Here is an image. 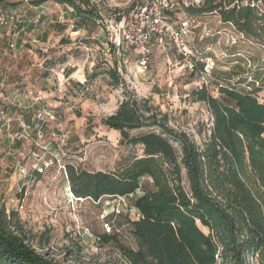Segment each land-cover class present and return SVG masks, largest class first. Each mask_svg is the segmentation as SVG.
<instances>
[{
  "label": "rangeland",
  "instance_id": "374dc122",
  "mask_svg": "<svg viewBox=\"0 0 264 264\" xmlns=\"http://www.w3.org/2000/svg\"><path fill=\"white\" fill-rule=\"evenodd\" d=\"M14 1L16 8L25 4V0ZM94 1L100 6V16L86 25L50 18L46 28L52 36L46 47H36L38 61L29 64V69L15 60L4 61L10 85L17 82L18 87L35 88L48 78L57 85L63 72L66 87L50 91L47 104L55 116L47 118L42 137L34 129L29 131L30 140L21 142L24 151L14 154L16 164L0 156L4 159L0 161V208L18 210L25 239L61 264H129L117 241L137 248L131 220L139 217L133 200L142 191L131 197H78L72 190L69 167L114 173L143 156L142 146L122 142L121 133L103 123L117 111L128 91L148 99L171 127L188 132L202 144L210 134L213 117L208 105L196 101L193 92L203 85L204 77L209 81L208 91L217 97L220 82L245 91L254 80L262 82L264 47L240 35L217 14H189L182 2L172 0L169 17L174 24L188 22L191 31L186 44L197 57V65L167 35L153 40L150 66L143 73L137 50L118 45L122 20L143 0ZM199 2L184 1L185 5ZM113 69L119 73L118 85L109 73ZM93 74L96 77H90ZM258 97L264 102V88ZM18 109L24 111V122L33 125L34 112ZM21 166L28 175L20 174Z\"/></svg>",
  "mask_w": 264,
  "mask_h": 264
},
{
  "label": "trees",
  "instance_id": "16d2710c",
  "mask_svg": "<svg viewBox=\"0 0 264 264\" xmlns=\"http://www.w3.org/2000/svg\"><path fill=\"white\" fill-rule=\"evenodd\" d=\"M52 1L72 7L82 25L100 16L94 0ZM178 1L189 14H217L264 47V0ZM17 6L0 0L3 9ZM109 73L118 85V70ZM208 88L193 92L213 117L202 144L171 127L148 99L128 91L103 123L119 131L122 142L142 146L143 156L114 173L69 167L78 197L99 200L142 191L133 200L139 217L131 220L137 248L117 241L129 264H264V102L258 97L264 79L254 80L247 91L220 82L219 97ZM142 129L149 130L132 134ZM21 231L17 212L0 208V264H61L38 252Z\"/></svg>",
  "mask_w": 264,
  "mask_h": 264
},
{
  "label": "built area",
  "instance_id": "2783aa9c",
  "mask_svg": "<svg viewBox=\"0 0 264 264\" xmlns=\"http://www.w3.org/2000/svg\"><path fill=\"white\" fill-rule=\"evenodd\" d=\"M198 1L199 0H196V2ZM172 6V0H143L142 3L131 8L121 22L123 36L120 38L118 45H125L126 47L137 50L139 53V68L143 73L147 72L149 69L150 57L152 54L151 45L155 38H164L170 35L172 39H174L175 45L180 52L186 56L192 54V50H189L186 44L187 37L191 31L188 22L181 21L178 24H174L169 17ZM23 16V12L19 9H3L0 7V34L5 30H14L17 24L23 19ZM50 16V13L40 6L37 8V14L31 18L30 23L34 29L43 27L49 22ZM57 19L58 21H63L64 16L60 15ZM12 36L16 38L17 32L13 31ZM63 71L65 70L63 69ZM205 73L206 72H204V74ZM57 82L59 91H63L66 87V78L63 72L57 78ZM203 85H209V81L205 77ZM33 87H29L27 92L28 96L34 99V103L32 102L31 105H36L37 102H42L44 97L38 94ZM9 102L10 97L8 95L7 79L2 76L0 78V134L2 133V127L9 129L11 126L12 119L8 118ZM54 116L55 112L52 106L47 103H41V108L37 110L34 115L35 122L28 127V130L34 129L39 137H42L41 134L45 128L44 123L47 121V118L54 119ZM16 137V135H11L12 140L16 139ZM5 154V151L0 149V156ZM37 166V164L33 165L34 168ZM19 170L21 172L20 174L24 176L28 175V170L25 166H21ZM134 195V193H131L129 197ZM14 204H16V207L19 209V204Z\"/></svg>",
  "mask_w": 264,
  "mask_h": 264
},
{
  "label": "crops",
  "instance_id": "0c3cea01",
  "mask_svg": "<svg viewBox=\"0 0 264 264\" xmlns=\"http://www.w3.org/2000/svg\"><path fill=\"white\" fill-rule=\"evenodd\" d=\"M33 0H25V4L19 9L23 12V19L17 24L14 30H5L0 34V78L3 76L7 79L8 84V95L10 97V102L8 103L9 117L11 118L10 128L2 127V133L0 134V149L5 151V155L1 157H6L7 159H12V162L16 164L14 160V154L21 153L24 151L22 148V141L30 140V134L28 127L31 124H26L24 122L23 109L19 111V107L25 109H30V111L35 112L41 108V103H48L51 96L50 91L53 93L57 90L56 82L48 78L45 81L39 82L38 86L34 89L38 94L44 97L42 102H37L36 105H31L34 103V99L28 96L27 88H21V86H16L17 82L10 85L6 71L3 69L4 61L15 60L16 63H22L24 68L29 69V64L36 63V55L34 50L36 47H46L48 45L49 39L52 36L50 30L43 26L42 30L34 29L30 23L31 18L37 14V8L43 7L50 13V18L57 19L58 16L63 15L66 21H78L75 16L74 9L68 5H62L56 3L52 0H37V3H31ZM49 23L51 20L49 19ZM40 28V27H39ZM17 32V37L13 38L12 34ZM50 33V34H49ZM46 35L48 36L46 40ZM14 45H13V44ZM3 64V65H2ZM34 67V64L32 65ZM15 85V86H14ZM20 112V113H19ZM11 135H16V139L12 140ZM0 161H4L1 159ZM11 161V160H10Z\"/></svg>",
  "mask_w": 264,
  "mask_h": 264
},
{
  "label": "bare ground",
  "instance_id": "6f19581e",
  "mask_svg": "<svg viewBox=\"0 0 264 264\" xmlns=\"http://www.w3.org/2000/svg\"><path fill=\"white\" fill-rule=\"evenodd\" d=\"M62 76V75H61ZM70 193H72V192H70Z\"/></svg>",
  "mask_w": 264,
  "mask_h": 264
}]
</instances>
